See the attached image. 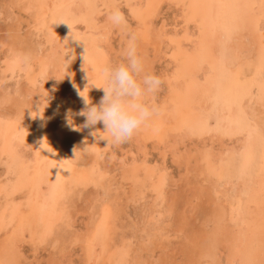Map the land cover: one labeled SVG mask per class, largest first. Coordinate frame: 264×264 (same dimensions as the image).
Masks as SVG:
<instances>
[{
    "label": "rangeland",
    "instance_id": "rangeland-1",
    "mask_svg": "<svg viewBox=\"0 0 264 264\" xmlns=\"http://www.w3.org/2000/svg\"><path fill=\"white\" fill-rule=\"evenodd\" d=\"M60 1L49 0L45 9L41 0H0V133H5L4 128H9L7 135L0 136V221L5 214L10 216V210H19V217L15 219V215L11 223H4L5 227L0 229V247L17 232L24 220L28 222H25L21 237L18 236L20 264H210L207 259H201L200 243L203 235L212 230L217 220L214 214L219 215L225 209L226 215L231 218L233 211L239 208L241 195L235 183L239 182L243 165L247 164L246 159L250 158L251 167L247 170L251 173L256 169L264 170V144L261 141L260 146H254L250 153L244 149L228 150L231 147L229 144H239V139L249 135L248 125L251 120H248L250 117L245 112H240L239 118H236L241 119L235 126L239 129L233 131L231 138H224L227 147H221L220 142L212 140L216 139L213 131L220 128L218 115L224 105L230 108L229 105L234 106L244 99H248V102L264 99L261 68L264 63V46H257L252 53L247 51L239 56L231 70L220 60L215 62L217 69L212 63L210 67L213 69L206 71L194 60L198 57V53L193 51L197 41L201 45L198 51L206 53L213 49L208 46L202 22L206 13L197 0H152L150 3L147 0H92L94 6H90L92 1L89 0L87 15L82 13L83 16L73 12L71 3L69 5ZM220 1L226 7L233 0H227L228 4L226 0ZM242 2L249 3L253 8L258 4V0ZM143 6H147L148 10L144 11L146 8ZM117 8L125 20L121 26L113 25L108 19L110 12ZM92 10L95 18L90 13ZM149 10L156 12L152 14ZM254 12L252 8L249 10L250 14ZM191 16L194 17L190 19ZM67 17L71 24L63 29ZM257 23L260 30V21ZM106 24L108 28L103 49L86 51L83 42L96 40L95 30ZM68 27H71L70 30ZM69 32L74 33L73 38L66 37ZM77 32L82 38L76 36ZM130 34L136 37L135 44L138 53L144 58L146 71L158 75L163 81L159 91L146 101L155 106L154 114L130 140L121 144L108 143L107 140L91 135L94 130L104 129L102 122L89 129H70L65 119L69 110L75 124L83 125L85 122V117L78 115L84 103L73 85L80 89L88 86L84 90L85 94L89 91L92 103L98 104L104 96V90L93 85L104 86L105 67L124 60L122 53ZM260 34L264 33L261 31ZM61 38L66 40V63L55 66L52 64L56 53L53 50ZM204 39L208 49L203 47L206 46L201 41ZM20 44L32 53L26 57L21 56L15 50L21 48ZM75 48L83 60L76 59ZM67 51H74V56ZM96 51H99L98 54ZM80 64L86 67L83 73L77 69ZM207 84H210V88L205 92L207 114L204 116L203 127L190 130V123L195 120L198 112L192 106V100ZM43 96L46 100L42 99ZM42 103L47 104H44L43 119L37 115ZM50 105L55 114L52 117L53 124L47 123L49 118L46 115ZM231 109H226L228 114ZM189 116L193 120H187L192 118ZM177 118L181 120L178 122ZM184 130L188 131V135L177 144L173 141L174 137H179L182 132H186ZM31 133L38 134L42 148L34 158L30 156L31 153L30 158L26 154L31 151L29 145H34L30 142ZM7 142L10 143L9 147H2ZM215 152H224L220 164L211 160L210 156ZM50 158L51 161H57L56 168L62 176V193L57 207L60 217L50 227L52 230L45 231L43 222H36L30 217L33 214L28 205L30 189L20 187L17 182L21 169L30 168L32 171L38 162L54 166V163L48 162ZM228 178L233 184H228ZM231 184L234 186L231 187ZM234 220L230 219L233 223ZM97 234H100V239L94 247L96 241L93 237Z\"/></svg>",
    "mask_w": 264,
    "mask_h": 264
},
{
    "label": "bare ground",
    "instance_id": "bare-ground-1",
    "mask_svg": "<svg viewBox=\"0 0 264 264\" xmlns=\"http://www.w3.org/2000/svg\"><path fill=\"white\" fill-rule=\"evenodd\" d=\"M49 0H41L42 4H44V8L46 9V7H48L49 5ZM65 1L66 4L70 3L71 8L73 10V12H76L78 14H86V11L88 9V4H89V0H61L60 2ZM92 1V0H91ZM105 1V0H104ZM152 2V0H147ZM200 2L201 6L203 7L206 15H205V19H202L204 21V28H205V33L207 34V42H209L208 44L206 43L205 39L204 41H202V43H205L203 45V47H207V49L209 48L208 46L212 47L213 49L209 50V52L205 51L206 53H203L198 51L197 48H201L198 45V42H196V49H193V51H195L194 53H198L197 56L198 57H194V60H197L196 63L198 64V66L200 68H202L203 70L206 71H210L211 68V64L213 63V65L215 66V69H217L218 66H216L215 62L220 61L224 62L226 65V67L228 69L231 70V68H233L236 64V61H238L237 59H239L238 57L241 55H244L247 51L251 52L255 47L257 46H264V34H260L261 31L262 33H264V0H258V4L253 8L252 6L249 5V3H243V0H233L229 6L223 7L221 5V1L220 0H197ZM227 1V0H226ZM225 1V2H226ZM229 1V0H228ZM227 1V4H228ZM54 2V1H53ZM100 2V1H99ZM102 2V1H101ZM113 2V1H112ZM137 2V1H136ZM156 2V1H155ZM159 2V1H158ZM157 2V3H158ZM192 2V1H191ZM230 2V1H229ZM246 2V1H245ZM251 2V1H249ZM56 3V2H55ZM96 3V1H95ZM105 3V2H104ZM107 3V2H106ZM114 3V2H113ZM148 3V2H147ZM148 3V4H149ZM189 3V2H188ZM253 3V2H252ZM65 4V5H66ZM108 4V3H107ZM147 4V5H148ZM190 4V3H189ZM188 4V5H189ZM57 5V4H55ZM93 5V1L92 4H90V6ZM117 5V4H116ZM146 5V4H145ZM248 5V6H247ZM67 6V5H66ZM64 6V7H66ZM94 6V5H93ZM100 6V5H99ZM151 6V5H148ZM192 6V4H191ZM97 7V6H95ZM153 7V6H152ZM189 7V6H188ZM50 8V7H49ZM142 8V6H141ZM140 8V11H141ZM143 8L144 11L148 10L147 6ZM193 8V6H192ZM190 10H193V9ZM252 8V10H255L254 13L250 14L249 10ZM56 9V8H55ZM63 9V8H62ZM138 9V7L136 8ZM153 9V8H150ZM155 9V7H154ZM197 9V8H196ZM66 10V9H65ZM94 10V9H93ZM93 10L90 12L92 14ZM143 10L141 11L143 13ZM198 10V9H197ZM196 10V11H197ZM71 11V10H70ZM151 11V10H149ZM148 11V12H149ZM156 12V10H154ZM195 11V12H196ZM45 12V11H44ZM66 12V11H65ZM139 12V11H138ZM140 12V13H141ZM146 12V13H148ZM152 14L155 13L153 11H151ZM199 12V11H198ZM197 12V13H198ZM63 13V10H62ZM71 13V12H70ZM96 13V10L95 12ZM204 14V12H202ZM65 14V13H64ZM77 14V15H78ZM82 14V16H83ZM144 14V13H143ZM151 14V13H148ZM147 14V15H148ZM188 14V13H187ZM202 14V15H203ZM94 16V14H92ZM139 15V14H138ZM145 15V14H144ZM189 15V14H188ZM201 15V14H200ZM200 15L197 17V19L200 17ZM201 15V17H203ZM85 16V15H84ZM137 16V15H136ZM42 17V16H41ZM45 17V16H44ZM78 17V16H77ZM80 17V16H79ZM89 17V16H88ZM96 16H94L93 18H95ZM146 18L148 17L145 16ZM194 17L191 16L190 19ZM50 18V17H49ZM68 19L64 20V24H63V29H65V27L68 24H71V21L69 20V17H67ZM139 18V16H138ZM144 18V17H143ZM260 18V19H259ZM44 19V18H43ZM46 19V18H45ZM51 19V18H50ZM89 19V18H88ZM194 19V18H193ZM69 20V21H68ZM83 20V19H82ZM97 20V19H96ZM95 20V21H96ZM100 20V19H99ZM233 20V21H231ZM41 21V20H40ZM39 21V22H40ZM43 21V20H42ZM45 21V20H44ZM47 21V20H46ZM45 21V22H46ZM141 21V20H140ZM189 21V20H187ZM257 21H260V30H258L257 26L258 23ZM38 22V23H39ZM52 22V21H51ZM62 22V21H61ZM85 22V21H83ZM82 22V23H83ZM99 22V21H98ZM102 22V21H100ZM108 22V21H107ZM59 23V22H57ZM44 24V23H43ZM47 24V23H46ZM49 24V23H48ZM52 24V23H51ZM74 24V23H73ZM99 24V23H97ZM108 24V23H107ZM102 25L100 27V29L95 30L96 34H94V36H96V40H92V41H88L85 44L87 45V49L89 51H94V50H98L100 48L103 49V47L105 46L106 43V34H107V28L108 25ZM58 26L60 24H57ZM200 25V24H199ZM50 26V24H49ZM52 26V25H51ZM50 26V28H52ZM54 26V23H53ZM75 26V25H74ZM97 25H95L96 27ZM47 27V26H46ZM62 27V26H61ZM82 27V26H81ZM87 27V26H86ZM94 27V26H93ZM42 28V27H41ZM56 28V26H55ZM60 28V27H59ZM58 28V29H59ZM67 28V27H66ZM69 28V27H68ZM71 28V27H70ZM69 28V30H70ZM77 28V27H76ZM78 29V28H77ZM62 30V29H61ZM79 30V29H78ZM94 30V29H92ZM60 31V29H59ZM64 31V30H63ZM65 31H68L65 30ZM64 31V32H65ZM90 31V30H89ZM88 31V32H89ZM260 31V33H259ZM20 32V31H19ZM57 32V31H56ZM84 33V32H83ZM90 34L92 32H89ZM201 33V32H199ZM260 34V35H257ZM50 34V33H49ZM66 34V33H65ZM74 34V33H73ZM72 33H67L66 37L69 38H73ZM81 34V33H80ZM89 34V35H90ZM205 34V36H206ZM59 35V34H57ZM78 32L77 35L78 36ZM252 35V36H251ZM255 35V36H254ZM80 36V35H79ZM88 36V35H87ZM86 36V37H87ZM204 36V34H203ZM254 36V37H253ZM59 37V36H58ZM61 37V35H60ZM63 37V36H62ZM81 37V36H80ZM109 37V36H108ZM82 38V37H81ZM201 38V37H200ZM89 39V37H88ZM94 39V38H93ZM248 40V42H245V40ZM56 40V39H55ZM63 40V41H62ZM70 40V39H69ZM75 40V39H74ZM73 40V41H74ZM91 40V39H90ZM24 41V40H23ZM62 41V42H61ZM60 43H58L59 45H57V47L55 48V51L53 50L54 53V57L52 58V64L57 66L59 64L62 65V63H66V40H64V38H61ZM51 42L53 43V41L51 40ZM76 42V41H75ZM74 42V43H75ZM17 42H15L16 44ZM24 43V42H21ZM57 43V40H56ZM55 43V44H56ZM65 43V45H64ZM25 44V43H24ZM201 44V42H200ZM212 44V45H210ZM18 46V44H16ZM33 45V44H32ZM77 45V42H76ZM208 45V46H207ZM21 46V44H20ZM30 45H28L29 47ZM52 46V45H51ZM68 46V45H67ZM189 46V45H188ZM187 46V47H188ZM25 46H21V48L19 47V49L15 48V50H17V52H19V54L21 56H29L32 52L29 51L28 49H26ZM82 47V45H81ZM37 48V47H36ZM52 48V47H51ZM50 48V49H51ZM71 48V47H70ZM195 48V47H193ZM31 49V48H30ZM74 49V48H73ZM85 49V48H84ZM189 49V48H187ZM257 49V48H256ZM255 49V50H256ZM261 49V48H260ZM27 50V52H26ZM37 50V49H36ZM52 50V49H51ZM50 50V51H51ZM77 49L75 48V52ZM81 50V49H80ZM101 50V49H100ZM99 50V51H100ZM202 50V49H201ZM35 51V50H34ZM98 51V52H99ZM257 51V50H256ZM36 52V51H35ZM52 52V51H51ZM68 52V51H67ZM70 52V51H69ZM68 52V53H69ZM98 52L96 51L95 53L98 54ZM67 53V55H68ZM72 54V56H74V51L70 52ZM79 53V52H78ZM76 55V59L78 60H83L82 56L80 54ZM85 53V51H84ZM201 53V54H200ZM252 53V52H251ZM250 53V54H251ZM93 54V53H92ZM259 53H257L258 55ZM248 55V54H247ZM256 55V56H257ZM34 56V54H33ZM70 56V55H68ZM244 57V56H243ZM22 58V57H21ZM68 58V57H67ZM255 58V57H254ZM253 58V59H254ZM252 59V60H253ZM28 60V59H26ZM12 61V60H11ZM29 61V60H28ZM71 61V60H69ZM257 61V60H256ZM24 62V61H23ZM78 62V61H77ZM84 62V61H83ZM97 62V61H96ZM95 62V63H96ZM99 62V61H98ZM253 62V61H252ZM261 62V61H260ZM14 63V62H13ZM71 63V62H70ZM220 63V62H219ZM257 63V62H256ZM255 63V65H257ZM48 64V62H47ZM77 64V63H76ZM85 64V63H84ZM99 63H96V65H98ZM239 64V63H238ZM261 64V63H260ZM16 66V64H14ZM45 65V64H44ZM60 65V66H61ZM66 66V64H64ZM75 65V64H74ZM95 65V64H94ZM212 65V66H213ZM245 65V64H244ZM262 78H264V63L262 62ZM12 66V64H11ZM85 66V65H84ZM81 66L78 67V71L80 73H83V69H85L86 67ZM87 66V65H86ZM48 67V66H47ZM101 67V66H99ZM183 67V64H182ZM239 67V65H238ZM237 67V68H238ZM12 68V67H11ZM14 69V67L12 68ZM47 69V68H46ZM182 69V68H181ZM15 70V69H14ZM185 70V69H184ZM229 70V71H230ZM50 71V70H49ZM75 71V70H74ZM205 71V72H206ZM70 72V71H69ZM177 72V71H176ZM231 72V71H230ZM72 73V70L71 72ZM179 73V72H178ZM182 71H181V75H182ZM259 73V72H258ZM73 74V73H72ZM75 74V73H74ZM79 74V73H78ZM243 74V73H242ZM83 74H81L82 76ZM180 75V76H181ZM186 76V74H184ZM206 75V74H205ZM254 75V74H253ZM256 75V74H255ZM260 75V74H259ZM258 75V76H259ZM72 76V75H71ZM76 76V74L74 75V77ZM193 76V75H192ZM226 76V75H225ZM228 76V75H227ZM79 79V75L77 76ZM83 77V76H82ZM257 77V76H256ZM203 78V77H201ZM82 81V80H81ZM261 81V79H260ZM79 83V80L78 82ZM82 83V82H81ZM87 83V81H86ZM85 83V84H86ZM92 83V82H91ZM213 82H211L210 84H212ZM262 83V82H261ZM207 84L206 86H203L202 88V93L200 91L199 95L193 99L192 101V106H194L198 112L196 113L197 116L195 115V120L190 123V130L198 128L199 126L201 127L202 124L204 123V119H205V115L207 114V110L205 108V92L208 91V89L210 88L209 85ZM78 85V84H77ZM29 88V87H28ZM215 88V87H214ZM223 88V87H222ZM198 89V88H197ZM188 90V89H187ZM190 91V90H189ZM246 91V90H245ZM31 92V91H30ZM188 92V91H187ZM214 92V91H213ZM216 92V91H215ZM34 93V92H33ZM189 93V92H188ZM210 93V92H209ZM220 93V92H219ZM218 93V94H219ZM44 94V93H43ZM187 94V93H186ZM35 95V94H34ZM179 96L181 94H178ZM192 95V94H191ZM204 95V96H203ZM208 95V94H207ZM215 94H212V96ZM49 96V95H48ZM179 96H177L179 98ZM186 98L188 97L187 95ZM211 96V97H212ZM181 97V96H180ZM249 97V96H248ZM258 97V96H257ZM46 97H42L43 100ZM178 98L176 99L178 102ZM226 98V97H225ZM236 98V97H235ZM247 98V97H246ZM181 99H184V97H182ZM191 99V97H189V100ZM23 100V99H22ZM211 100V99H210ZM234 100V99H233ZM232 100V101H233ZM24 101V100H23ZM41 101V100H40ZM69 101V100H68ZM170 101V100H169ZM183 101V100H182ZM72 102V101H71ZM172 102V101H171ZM185 102V101H184ZM189 102V101H188ZM222 102V101H221ZM235 102V101H234ZM233 102V103H234ZM240 102V101H239ZM181 103V100H180ZM209 103V102H208ZM216 103V102H215ZM220 103V102H219ZM46 104V103H44ZM190 104V102L188 103V105ZM206 104V103H205ZM221 104V103H220ZM232 104V103H231ZM238 104V103H237ZM234 104L233 105H229L231 106L230 108H232L231 113L228 114L226 110L227 108L230 109L227 105H224L226 107L225 108H221L220 111V115H218V124L219 125V129L216 128L215 131H213V135L214 137H216V139H213L212 135L211 138L212 140H217L218 142H220L219 144L221 145V147H227L228 144H226V142L224 143L226 136L230 137L232 136V134L234 132H236L235 128L237 121L241 120H236L237 116L239 118V113L240 112H245V114L249 115V135L239 139L240 142H238V140H236V142H238L239 144H235V145H231L229 144L231 147H228V150L234 148V150L236 151H241V150H245L246 153H250L253 149L254 146H257L259 144V142L261 141L264 144V99H259L256 102H248V99L244 101L242 100V102H240L238 105ZM168 105V104H167ZM170 105V104H169ZM179 105V104H178ZM186 105V104H185ZM214 105V104H213ZM25 106V105H24ZM28 106V105H27ZM177 106V105H176ZM181 106V105H180ZM180 106L178 107V109L180 108ZM220 106V105H219ZM23 107V105L21 106ZM73 107H75V105H73ZM18 108V107H17ZM170 108V107H169ZM212 108V106H211ZM210 108V109H211ZM216 108V107H215ZM218 108V107H217ZM192 109V108H190ZM34 110V109H33ZM79 110V109H78ZM181 110V109H180ZM179 110V111H180ZM195 110V109H193ZM21 111H23V108H21ZM182 111V110H181ZM24 112V111H23ZM189 112V111H188ZM192 112V111H191ZM217 112V111H216ZM229 112V111H228ZM21 113V112H20ZM53 109H52V105L48 106L47 109V117L49 118L47 121V123L49 124H53ZM179 114V113H178ZM182 114V113H181ZM188 114V113H187ZM228 114V115H227ZM55 115V114H54ZM193 115V114H192ZM83 117V116H82ZM188 117V116H187ZM192 117V116H189ZM183 118V117H182ZM237 118V119H238ZM21 119V118H20ZM186 119V117H185ZM184 119V120H185ZM193 120L192 118H188L187 120ZM209 119V118H208ZM207 119V121H208ZM244 119V118H243ZM180 121L181 118H177V121ZM236 120V123H235ZM245 120V119H244ZM242 120V121H244ZM178 121V122H179ZM186 121V120H185ZM184 121V122H185ZM241 122V121H239ZM187 123V122H186ZM247 123V122H246ZM180 124V123H179ZM239 124V123H238ZM243 124V123H242ZM183 125V123H182ZM246 125V124H245ZM188 127V126H187ZM199 127V128H200ZM203 127V126H202ZM244 127V126H243ZM246 127V126H245ZM87 129V128H86ZM89 129V128H88ZM183 129V128H182ZM181 129V130H182ZM204 129V128H203ZM203 129H202V134H203ZM239 129V128H238ZM99 130V129H98ZM187 130V128H186ZM184 130V131H186ZM200 130V129H199ZM5 133H0L1 135H7V133H9V128L6 127L4 128ZM90 131V130H89ZM153 131V130H152ZM183 131V130H182ZM234 131V132H233ZM35 132V131H34ZM48 132V131H47ZM46 132V133H47ZM86 132V131H85ZM155 132V129H154ZM199 132V131H198ZM205 132V130H204ZM207 132V131H206ZM50 133V132H49ZM188 131L186 132H182V134L178 137L177 135L174 137V142H176L177 144L181 143L182 141H184L185 137H187ZM246 133V132H245ZM51 134V133H50ZM81 134V133H80ZM191 134V132H190ZM198 134V133H197ZM201 134V135H202ZM207 134V133H206ZM87 135H89L88 130H87ZM52 136V134L50 135V137ZM245 136V135H243ZM92 137V136H91ZM190 137V136H189ZM239 138L240 136H236L235 138ZM39 136L37 133H31L30 136V142L34 143V145H29V150H31L30 152L26 153L28 155V157L30 158V156L32 158H34L36 156V154H38L42 148L40 147L39 144V140H38ZM53 138V137H52ZM225 138V139H224ZM88 139V138H87ZM6 140V139H5ZM13 139H11L12 141ZM93 141V140H92ZM139 141V139H138ZM181 141V142H180ZM227 141V140H226ZM136 143V142H135ZM44 144V143H43ZM64 144V142H63ZM175 144V146L177 145ZM10 145L9 142H7L6 144L3 143L4 148H8ZM45 145V144H44ZM174 146V147H175ZM43 147V146H42ZM65 147V146H64ZM24 148V147H23ZM66 148V147H65ZM60 150V149H59ZM68 150V148H67ZM214 151V150H213ZM218 151V150H217ZM223 151H226L225 149H223ZM63 152V151H62ZM61 152V154H62ZM8 153V152H7ZM31 153V155H30ZM240 153V152H239ZM12 154V153H11ZM25 155V152L23 153ZM224 152H215V154H212L211 160L215 161V164H220V160L223 156ZM30 155V156H29ZM60 155V154H59ZM237 155V154H236ZM241 155V154H240ZM243 155V154H242ZM241 155V156H242ZM248 155V154H247ZM231 156V155H230ZM249 156V155H248ZM246 156V157H248ZM15 157V156H12ZM11 157V158H12ZM61 157V156H60ZM75 157V156H74ZM235 157V156H234ZM233 157V158H234ZM243 157V156H242ZM252 157V156H250ZM258 157V156H257ZM68 158V157H67ZM71 158V157H69ZM199 158V157H198ZM230 158V157H229ZM253 158V157H252ZM255 158V157H254ZM237 159V158H235ZM250 159V158H249ZM249 159H246L247 164H245L246 166L243 165V171L240 174V179L239 182L235 183V185L237 186L238 192L241 195V201H239V208L235 209L231 215V218H229L226 214L225 209H223L224 211H222L220 209V214L217 215L214 214L215 216V220L217 218L216 221H214V226L212 228L211 231H206L207 233H205V235H203V237L201 238V256H203L201 259H207L208 261H210L212 264H264V170H260V169H256L254 172L251 173V171H248L247 169L250 168L251 166L249 165ZM36 160V159H35ZM210 160V161H211ZM224 160V157H223ZM257 160V159H256ZM11 162V160H9ZM51 158L50 160H48L49 163H54L53 165H46L43 162H38L32 171H30V168L25 169V170H19L18 173V182L17 184L20 187H24V188H29L30 189V199H29V204L33 214L30 217H33L32 219H34L36 222H43V227L45 231H49L50 227L52 225H54L55 221L59 219L60 217V212L59 210H57L58 207V202L59 199L61 198V193H62V176L60 175L59 169L56 168V164L57 161L56 159H53L51 162ZM70 161V160H68ZM245 162V161H243ZM260 162V161H259ZM258 162V165H259ZM264 162V160H263ZM223 163V162H222ZM48 164V163H47ZM224 164V163H223ZM256 164V162L254 163ZM253 164V165H254ZM241 165V164H240ZM68 166V165H67ZM223 167V166H222ZM258 167V166H257ZM221 168V167H220ZM261 168H263L261 166ZM61 169V168H60ZM208 169V167H207ZM208 170H211L208 169ZM212 171V170H211ZM240 171V170H239ZM238 171V172H239ZM59 172V173H58ZM209 173V172H208ZM71 175V174H70ZM233 178V177H232ZM228 184L232 183V180L230 178L227 179ZM165 183V182H164ZM223 184V183H222ZM233 184V183H232ZM231 184V187H233L234 185ZM17 186V185H16ZM229 191V190H228ZM199 192V191H198ZM238 195V194H237ZM228 202V201H227ZM227 206V205H225ZM223 206V207H225ZM228 207V206H227ZM30 209V210H31ZM218 209V208H217ZM231 211V210H230ZM31 212V211H30ZM216 212V210H215ZM214 212V213H215ZM219 212V211H218ZM19 210L18 208H14L13 210H10L8 214L9 215H4L3 218L0 221V229H3L4 223L5 225H8L9 222L11 223V221L14 219V216L17 215V217L15 219H17L19 217L18 215ZM62 215V214H61ZM22 218V217H21ZM228 218V220H227ZM235 220H234V219ZM24 219V217H23ZM230 219L234 220V223L230 221ZM28 221H21L20 225L18 226V230L16 233L12 234V236H10L11 238L9 240H6L0 247V264H20L19 263V256H20V245H19V241L21 235L23 234L25 227H26V223ZM34 222V221H33ZM35 223V222H34ZM52 228V227H51ZM52 230V229H50ZM98 232V231H97ZM104 232V230H103ZM205 232V231H204ZM48 233V232H47ZM46 233V234H47ZM100 234H97V236L93 237V239L96 241V243L91 242L90 244L93 243L94 247L95 244H97V241L100 239L99 237ZM103 235V234H102ZM19 236V237H18ZM103 237V236H102ZM103 240V239H102ZM200 240V239H199ZM92 241V240H90ZM102 242V241H101ZM103 243V242H102ZM101 243V244H102ZM22 244V243H21ZM100 244V243H99ZM93 247V246H92ZM103 248V247H102ZM91 250V249H90ZM89 250V251H90ZM88 251V252H89ZM200 258V256H199ZM201 262V261H200ZM48 263V262H47ZM210 263V264H211Z\"/></svg>",
    "mask_w": 264,
    "mask_h": 264
},
{
    "label": "clouds",
    "instance_id": "clouds-1",
    "mask_svg": "<svg viewBox=\"0 0 264 264\" xmlns=\"http://www.w3.org/2000/svg\"><path fill=\"white\" fill-rule=\"evenodd\" d=\"M108 19L115 26L125 23L118 8L110 12ZM135 39V35L130 34L129 42L122 53V62L105 67L106 84L93 85L104 90V96L98 104L92 103L89 91L85 94L84 90L88 86L80 89L73 85L84 103V108L78 115L85 117V122L83 125L75 124L69 110L65 119L70 129L82 130L102 122L104 129L94 130L91 135L107 140L108 143L121 144L130 140L154 114L155 106L146 101L159 91L163 81L158 75L146 71L144 58L138 53ZM83 44L87 51V45L84 42ZM46 106L42 103L37 112L42 119Z\"/></svg>",
    "mask_w": 264,
    "mask_h": 264
}]
</instances>
